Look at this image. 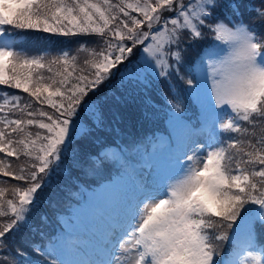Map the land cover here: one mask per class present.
<instances>
[{
  "label": "trees",
  "instance_id": "16d2710c",
  "mask_svg": "<svg viewBox=\"0 0 264 264\" xmlns=\"http://www.w3.org/2000/svg\"><path fill=\"white\" fill-rule=\"evenodd\" d=\"M182 1L185 5L197 0ZM155 4L36 0L8 17L6 30L23 41L7 61V79H0V264H38L47 259L48 245L58 235L56 214L70 212L82 187L99 185L125 169L132 153L149 147L146 134L168 133L167 118L198 114L192 85L199 63L219 50L215 27L244 23L264 62V0H198L193 9L199 11L200 22L184 29L177 45L167 48L168 61L166 65L159 61L158 75H144L147 84L128 77L124 89L135 95L129 93L125 100L113 90L107 92V87L92 98L91 82L101 64L108 63L105 57L113 49L132 47L130 39L114 32L141 24L148 16L144 11ZM92 21L105 27H92ZM134 52L129 66L140 65L135 56L141 55ZM20 56L26 59L19 60ZM160 57L157 54L154 60ZM95 101L100 106L86 112L84 104ZM75 118L87 124L85 131L68 134L64 141L51 140L53 129ZM220 136L225 171H241L246 183L240 189L228 181L218 212L200 215L202 255H210L217 264L234 248L231 233L243 218L249 220L256 242L264 244V91L235 129ZM105 144L120 147L122 160L100 154ZM52 148L58 154L49 163ZM30 193L33 197L25 200ZM23 201L27 204L19 218Z\"/></svg>",
  "mask_w": 264,
  "mask_h": 264
},
{
  "label": "rangeland",
  "instance_id": "374dc122",
  "mask_svg": "<svg viewBox=\"0 0 264 264\" xmlns=\"http://www.w3.org/2000/svg\"><path fill=\"white\" fill-rule=\"evenodd\" d=\"M34 1L0 0L1 80L7 79V61L15 48V35L4 32L2 27L9 26L5 22L10 14ZM147 1L156 4L144 11L148 16L141 24H135L128 32H114L124 40L130 39L132 47L113 49L105 57L108 63L101 64L102 70L91 82L92 98L107 87V92L113 90L125 100L132 93L129 88L124 89L128 77L149 83L144 75H158L159 61L167 64V48L177 45L184 29L200 22L199 11L193 9L198 0H189L191 4L185 5L182 0ZM90 26L100 30L105 27L93 21ZM215 28L218 35L214 41L219 50L199 63L192 85V96L199 104L194 120L179 113L167 118L163 129L168 133L146 134L151 144L147 151L133 153L137 162L129 161L126 169L111 173L99 185L83 188L80 201L70 213L56 214L61 230L48 247L52 259L44 264H217L210 255H202L200 215L218 212L221 190L228 181L240 189L246 183L241 171H225L220 135L235 129L264 91V62L244 23ZM151 36L156 38L151 40ZM135 50L141 55L135 56L140 65L129 66ZM157 54L161 57L154 60ZM18 59L24 61L26 57ZM84 106L89 112L100 105L95 101ZM61 125L53 129L51 140L55 143L64 141L68 134L85 131L87 126L77 118ZM119 148L105 144L100 154L120 161ZM55 150L50 152L49 163L58 154ZM32 194L24 199H31ZM26 204L21 203L19 218L24 216ZM248 222L243 218L232 230L236 248L228 250L223 264H264V244L256 242L257 237L255 243V234L247 233Z\"/></svg>",
  "mask_w": 264,
  "mask_h": 264
}]
</instances>
